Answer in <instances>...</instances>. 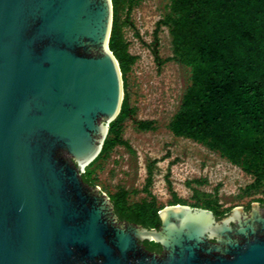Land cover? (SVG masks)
I'll use <instances>...</instances> for the list:
<instances>
[{
  "label": "water",
  "instance_id": "obj_1",
  "mask_svg": "<svg viewBox=\"0 0 264 264\" xmlns=\"http://www.w3.org/2000/svg\"><path fill=\"white\" fill-rule=\"evenodd\" d=\"M111 27V0H0V264H264L257 202L147 228L83 180L123 99Z\"/></svg>",
  "mask_w": 264,
  "mask_h": 264
},
{
  "label": "trees",
  "instance_id": "obj_2",
  "mask_svg": "<svg viewBox=\"0 0 264 264\" xmlns=\"http://www.w3.org/2000/svg\"><path fill=\"white\" fill-rule=\"evenodd\" d=\"M111 2L108 47L123 80L135 56L128 53V44L119 32L116 13L122 0ZM160 25L169 29L173 59L191 70L190 85L169 121L170 131L205 145L238 166L252 177L249 187H264V0H170L169 12L156 24L154 39ZM130 113L124 96L99 154L84 168L82 178L88 184L95 185L91 167L97 161L107 157L116 145L129 148L120 130ZM134 123L140 130L154 128L151 120ZM152 175L148 170L143 187L149 198L131 203L123 188L108 195L119 218L147 228L158 227L162 207L156 205L149 190ZM192 206L219 215L216 201L208 194H200ZM143 243L149 250H160L152 241Z\"/></svg>",
  "mask_w": 264,
  "mask_h": 264
},
{
  "label": "rangeland",
  "instance_id": "obj_3",
  "mask_svg": "<svg viewBox=\"0 0 264 264\" xmlns=\"http://www.w3.org/2000/svg\"><path fill=\"white\" fill-rule=\"evenodd\" d=\"M169 3H119V32L128 53L135 56L122 80L131 113L122 122L120 134L129 148L116 145L97 161L91 167L93 183L107 195L126 189L128 201L139 202L149 198L143 187L151 169L149 190L159 207L174 202L193 207L202 193L216 201L218 218L236 206L245 209L257 202L264 207V187H249L250 175L205 145L175 136L168 127L191 82L190 67L173 59L168 27L160 25L154 39L156 24L169 12ZM134 120H151L154 128L140 130Z\"/></svg>",
  "mask_w": 264,
  "mask_h": 264
},
{
  "label": "flooded vegetation",
  "instance_id": "obj_4",
  "mask_svg": "<svg viewBox=\"0 0 264 264\" xmlns=\"http://www.w3.org/2000/svg\"><path fill=\"white\" fill-rule=\"evenodd\" d=\"M246 210H248V208H245ZM117 215V214H116ZM217 217V216H216ZM119 218V217H118ZM119 219H121V220H128V219H122V218H119ZM129 221V220H128ZM130 222H132V221H130ZM134 223H137V222H134ZM140 224V223H139ZM152 251H156V252H160L161 251V249L159 250V251H157V250H152Z\"/></svg>",
  "mask_w": 264,
  "mask_h": 264
},
{
  "label": "bare ground",
  "instance_id": "obj_5",
  "mask_svg": "<svg viewBox=\"0 0 264 264\" xmlns=\"http://www.w3.org/2000/svg\"><path fill=\"white\" fill-rule=\"evenodd\" d=\"M178 204V203H177ZM178 205H181V204H178ZM169 206V205H168ZM168 206H166V207H168Z\"/></svg>",
  "mask_w": 264,
  "mask_h": 264
},
{
  "label": "built area",
  "instance_id": "obj_6",
  "mask_svg": "<svg viewBox=\"0 0 264 264\" xmlns=\"http://www.w3.org/2000/svg\"><path fill=\"white\" fill-rule=\"evenodd\" d=\"M84 172V171H83Z\"/></svg>",
  "mask_w": 264,
  "mask_h": 264
}]
</instances>
